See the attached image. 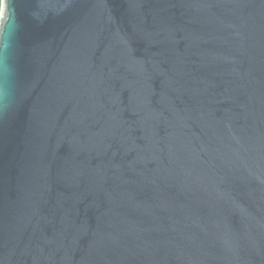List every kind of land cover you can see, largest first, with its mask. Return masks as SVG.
Instances as JSON below:
<instances>
[{
    "label": "water",
    "instance_id": "95a60500",
    "mask_svg": "<svg viewBox=\"0 0 264 264\" xmlns=\"http://www.w3.org/2000/svg\"><path fill=\"white\" fill-rule=\"evenodd\" d=\"M0 264H264V0H4Z\"/></svg>",
    "mask_w": 264,
    "mask_h": 264
},
{
    "label": "snow or ice",
    "instance_id": "6c2138e0",
    "mask_svg": "<svg viewBox=\"0 0 264 264\" xmlns=\"http://www.w3.org/2000/svg\"><path fill=\"white\" fill-rule=\"evenodd\" d=\"M5 47L4 41L2 39V36H0V50H2Z\"/></svg>",
    "mask_w": 264,
    "mask_h": 264
},
{
    "label": "built area",
    "instance_id": "2783aa9c",
    "mask_svg": "<svg viewBox=\"0 0 264 264\" xmlns=\"http://www.w3.org/2000/svg\"><path fill=\"white\" fill-rule=\"evenodd\" d=\"M3 3H4V0H0V13L2 12V9H3Z\"/></svg>",
    "mask_w": 264,
    "mask_h": 264
}]
</instances>
